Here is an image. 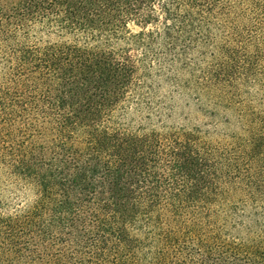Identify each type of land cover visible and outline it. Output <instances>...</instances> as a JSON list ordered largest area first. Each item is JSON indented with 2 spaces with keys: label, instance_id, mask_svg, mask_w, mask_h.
Listing matches in <instances>:
<instances>
[{
  "label": "trees",
  "instance_id": "1",
  "mask_svg": "<svg viewBox=\"0 0 264 264\" xmlns=\"http://www.w3.org/2000/svg\"><path fill=\"white\" fill-rule=\"evenodd\" d=\"M263 129L264 0H0V264H264Z\"/></svg>",
  "mask_w": 264,
  "mask_h": 264
},
{
  "label": "rangeland",
  "instance_id": "2",
  "mask_svg": "<svg viewBox=\"0 0 264 264\" xmlns=\"http://www.w3.org/2000/svg\"><path fill=\"white\" fill-rule=\"evenodd\" d=\"M204 66L202 64V67ZM199 73L197 72L196 77L191 79L197 85L201 83ZM183 75L184 79H182V83H185L191 78L190 73H184ZM208 90L210 92L217 91L215 87H210ZM163 92L166 95H175L173 100L174 110L172 117L169 119L170 123H176L178 125H200L211 132L213 142L218 144L229 141L228 137L232 133L237 134L239 137L246 136V132L242 130V123L233 111L218 108L213 101L207 100L204 96L202 98H198L196 94L189 96L188 92L184 91L183 86L168 88ZM218 92L222 93L223 91ZM213 94L217 95L216 92ZM214 113L215 116L212 115ZM245 129L248 131L249 125Z\"/></svg>",
  "mask_w": 264,
  "mask_h": 264
}]
</instances>
